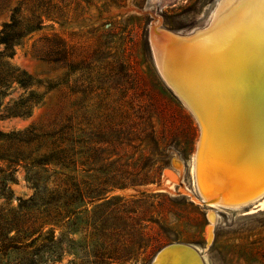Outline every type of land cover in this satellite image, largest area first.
<instances>
[{
	"label": "rangeland",
	"instance_id": "374dc122",
	"mask_svg": "<svg viewBox=\"0 0 264 264\" xmlns=\"http://www.w3.org/2000/svg\"><path fill=\"white\" fill-rule=\"evenodd\" d=\"M221 1L0 0V32L42 22L12 57L0 44L29 82L0 98V264H154L175 245L205 264H264V209L199 201L206 133L154 49L157 29L206 30ZM31 92L30 116L5 112Z\"/></svg>",
	"mask_w": 264,
	"mask_h": 264
},
{
	"label": "bare ground",
	"instance_id": "6f19581e",
	"mask_svg": "<svg viewBox=\"0 0 264 264\" xmlns=\"http://www.w3.org/2000/svg\"><path fill=\"white\" fill-rule=\"evenodd\" d=\"M258 12L242 0H222L208 28L193 37L154 28L161 36L154 44L160 71L202 118L206 137L193 172L199 201L215 211L249 204L264 209V35ZM175 246L154 264H205L196 249Z\"/></svg>",
	"mask_w": 264,
	"mask_h": 264
},
{
	"label": "trees",
	"instance_id": "16d2710c",
	"mask_svg": "<svg viewBox=\"0 0 264 264\" xmlns=\"http://www.w3.org/2000/svg\"><path fill=\"white\" fill-rule=\"evenodd\" d=\"M41 21L32 20L30 23L24 25L18 21L13 19L10 23L5 24L2 31L0 32V44L5 46V55L8 57H12L14 55L15 46L21 41L27 33L32 32L34 30L40 29ZM50 62H56L52 59H48ZM13 83H18L23 87H27L29 82L22 75L18 74L16 70H14L8 62L2 61L0 58V98L4 97L8 94L9 89ZM42 101V95L31 92L28 98L24 100H20L13 106L7 107L5 112L10 116L16 117H28L32 114L33 108L38 105ZM54 155H50L49 157H43L37 164L43 166L45 169L46 166L51 162V158H55ZM54 160L61 162V157H57ZM42 194H45L42 192ZM46 197H43L42 200L49 204V201H46ZM45 248V246H42ZM113 261L117 260L114 258H110Z\"/></svg>",
	"mask_w": 264,
	"mask_h": 264
},
{
	"label": "snow or ice",
	"instance_id": "6c2138e0",
	"mask_svg": "<svg viewBox=\"0 0 264 264\" xmlns=\"http://www.w3.org/2000/svg\"><path fill=\"white\" fill-rule=\"evenodd\" d=\"M242 4L251 8L258 7V25L261 34L264 35V0H242Z\"/></svg>",
	"mask_w": 264,
	"mask_h": 264
},
{
	"label": "water",
	"instance_id": "95a60500",
	"mask_svg": "<svg viewBox=\"0 0 264 264\" xmlns=\"http://www.w3.org/2000/svg\"><path fill=\"white\" fill-rule=\"evenodd\" d=\"M166 79V78H165ZM166 81L169 83V80L168 79H166ZM170 85V84H169ZM175 91V90H174ZM177 93V92H176ZM179 95V94H178ZM184 101V100H183ZM186 105H188V104H186ZM188 107L191 109V111L194 113V115L196 116V118L198 119V121L201 123V121H202V118H201V116L195 111V110H193V108H192V106L190 107L189 105H188ZM197 155V154H196ZM195 161H196V164H197V162L199 161V157L197 156L196 157V159H195ZM173 248V247H176V246H170V247H167V248H165L164 250H162L161 252H164V253H166L167 251H168V248Z\"/></svg>",
	"mask_w": 264,
	"mask_h": 264
}]
</instances>
